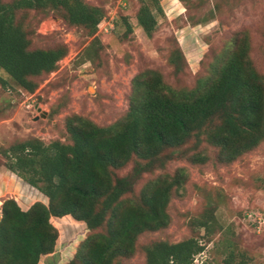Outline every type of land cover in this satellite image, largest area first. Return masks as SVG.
<instances>
[{"label":"rangeland","instance_id":"1","mask_svg":"<svg viewBox=\"0 0 264 264\" xmlns=\"http://www.w3.org/2000/svg\"><path fill=\"white\" fill-rule=\"evenodd\" d=\"M82 1L103 12L93 34L68 23L62 8L16 12L29 49L64 46L66 54L52 71L31 77L36 83L32 91L0 68L6 82L0 85V215L7 198L17 199L22 208L36 200L46 203L38 190L7 169L11 159L7 150L27 140L70 143L65 124L72 115L99 126L123 121L132 80L141 72H158L173 90L193 89L239 38V45H247L251 65L264 76V0ZM143 2L156 19L150 36L136 21ZM144 163L132 155L121 167L111 169L114 177L132 179L130 191L123 195L127 203H138L150 181L171 178L178 168L184 169V175L169 191L168 224L140 233L134 251L117 261L145 264L146 249L154 242L194 237L202 250L191 264H223L230 252L234 262L243 258L247 264H264V136L227 158L200 130L182 145L162 150L151 169L140 170ZM50 221L57 229L55 245L37 264H68L88 234L86 225L70 215L52 216Z\"/></svg>","mask_w":264,"mask_h":264},{"label":"trees","instance_id":"2","mask_svg":"<svg viewBox=\"0 0 264 264\" xmlns=\"http://www.w3.org/2000/svg\"><path fill=\"white\" fill-rule=\"evenodd\" d=\"M47 7L62 8L68 23L91 34L103 18L101 9L82 0L0 1V68L28 91L36 86L31 77L52 71L66 48L29 49L15 15L20 9ZM136 21L147 36L156 27L145 2ZM126 30H131L128 22ZM234 41L235 48L214 62L212 72L199 77L193 89L173 90L158 72L147 70L132 80L123 121L99 126L72 115L65 124L70 143L27 140L11 146L7 169L38 190L46 203L36 200L22 208L14 198L2 202L0 264H37L41 256H48L57 237L50 218L64 215L84 222L88 230L68 264H121L116 259L134 251L140 233L168 224L169 191L181 183L184 169L148 182L140 201L127 203L123 195L130 191L132 179L112 176V168L136 155L145 160L140 170H149L162 150L182 145L200 130L227 158L256 145L264 136V76L248 60L247 45H239V38ZM5 84L0 76V85ZM201 250L194 237L154 242L146 249L145 264H191ZM223 264L247 263L243 258L234 262L230 252Z\"/></svg>","mask_w":264,"mask_h":264},{"label":"crops","instance_id":"3","mask_svg":"<svg viewBox=\"0 0 264 264\" xmlns=\"http://www.w3.org/2000/svg\"><path fill=\"white\" fill-rule=\"evenodd\" d=\"M16 198V197H15ZM17 200V199H16ZM18 201V200H17Z\"/></svg>","mask_w":264,"mask_h":264}]
</instances>
